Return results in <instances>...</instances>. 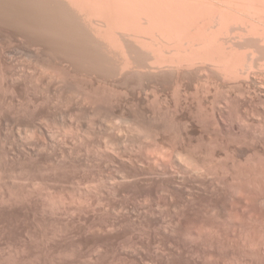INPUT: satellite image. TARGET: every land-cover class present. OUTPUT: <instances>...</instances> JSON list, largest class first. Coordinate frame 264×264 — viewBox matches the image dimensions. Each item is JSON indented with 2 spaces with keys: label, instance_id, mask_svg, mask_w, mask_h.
<instances>
[{
  "label": "rangeland",
  "instance_id": "obj_1",
  "mask_svg": "<svg viewBox=\"0 0 264 264\" xmlns=\"http://www.w3.org/2000/svg\"><path fill=\"white\" fill-rule=\"evenodd\" d=\"M9 42L4 32L0 77L16 61L28 66L22 51L5 55ZM47 96L22 82L0 87V264H264V144L254 154L237 136L196 132L192 152L219 175L195 177L177 165L174 133L158 136V146L138 135L81 134L84 118H61L66 100ZM255 103L249 117L262 123L264 104ZM170 112L153 124L171 128ZM182 115L195 128L217 127Z\"/></svg>",
  "mask_w": 264,
  "mask_h": 264
},
{
  "label": "bare ground",
  "instance_id": "obj_2",
  "mask_svg": "<svg viewBox=\"0 0 264 264\" xmlns=\"http://www.w3.org/2000/svg\"><path fill=\"white\" fill-rule=\"evenodd\" d=\"M4 32L12 42L5 55L22 54L18 60L26 58L28 66L14 62L9 74L2 72L0 87L22 82L44 89L51 102L65 99L63 110L70 111L61 109L59 116H82L74 128L81 134L138 135L156 146L172 132L181 172L208 179L218 171L193 153L196 132L237 136L254 154L264 144V120L255 124L249 117L255 102L264 104V0H0V40ZM169 111L171 128L153 124ZM208 111L216 128L206 122L195 128L193 118L182 115L198 114L204 122Z\"/></svg>",
  "mask_w": 264,
  "mask_h": 264
}]
</instances>
